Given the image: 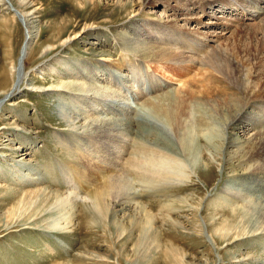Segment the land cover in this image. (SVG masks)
I'll return each mask as SVG.
<instances>
[{"label": "rangeland", "instance_id": "obj_1", "mask_svg": "<svg viewBox=\"0 0 264 264\" xmlns=\"http://www.w3.org/2000/svg\"><path fill=\"white\" fill-rule=\"evenodd\" d=\"M239 1L243 6L249 4V0ZM24 4L23 11L31 14L37 29L19 66L26 29L16 0H0V264H264V229H256L262 219L253 208L254 201L264 199V159L258 163L229 159L220 150V131L226 126L212 118L208 122L214 130L209 136L217 153L202 146L190 157L177 156L127 134L130 129L123 124L142 114L145 102L164 99L162 103L167 104V95L184 85L163 79L150 61L123 53L116 39L142 26V40L161 46L160 29L167 28L229 57L239 66L240 73L235 71L245 84L252 86V75L256 83L262 72L242 65L247 58L243 50L259 48L255 45L262 34L257 30L264 14L258 12L241 21L222 15L220 8L218 14L211 13L199 0H150L133 5L132 10L119 8L116 0H24ZM62 20L67 21L63 28L52 26ZM146 30H153V35ZM48 45L53 49L42 55ZM263 47L257 52L260 58ZM120 55L126 63L119 69L113 62L117 64ZM252 55L250 65L255 66L259 61ZM186 56L193 57L190 51ZM83 68L91 72L81 74ZM199 70L195 72L200 76ZM64 84H72V90L56 89ZM260 96L249 103L244 127L232 131L241 142L252 140L258 128L264 131L260 127L264 124V93ZM150 107L142 109L164 119ZM204 108L208 112L210 105ZM202 117L199 113L198 118ZM94 121L101 125H93ZM61 139L69 142L66 147ZM139 146L145 150L140 152ZM138 154L152 158L164 175L152 179L128 176L124 190L133 196L127 215L118 212L112 220L94 212L96 227L87 229L78 215L81 208L89 207L85 199L99 177L81 184L75 170L92 173L109 162L118 169L132 158L140 160ZM204 161L213 166L207 177L197 175ZM30 167L34 171L29 172ZM100 183L102 179L96 185ZM233 183L245 187L235 190ZM34 189L56 193L57 200L24 193ZM60 197L66 202L58 201ZM235 209L238 212L232 217L230 212ZM146 214L154 243L143 239L136 225ZM55 223L57 229L51 225ZM220 227L229 234L257 232L224 241L213 232ZM166 248H173L182 262L166 257ZM252 257L261 261L255 263Z\"/></svg>", "mask_w": 264, "mask_h": 264}, {"label": "bare ground", "instance_id": "obj_2", "mask_svg": "<svg viewBox=\"0 0 264 264\" xmlns=\"http://www.w3.org/2000/svg\"><path fill=\"white\" fill-rule=\"evenodd\" d=\"M116 1H117L119 8L127 7L131 10L133 8V5H136L137 3L138 5H145L150 2V0H116ZM199 2H201L202 4H208L209 6L216 4L215 7L217 5L219 6L221 5L218 8H220L222 11L226 9L224 8L225 6L227 7L231 6L229 4L230 0H227V1L226 0H199ZM16 5L20 9L19 18L23 19L22 21L26 29L25 43H24V46H22L21 48L20 57L18 59V65L20 66L23 62V60L19 62V60H21V55H23L24 53L27 52V50H29L31 43L34 37L36 36L35 29H37V26L33 24V21H31V17H30L31 14L23 11L25 7L24 0H16ZM11 7L13 8L12 5ZM249 8L252 9L253 7L250 6ZM261 10H262L261 11L262 14H264V8H262ZM251 12L256 13V11H251ZM66 22H67L66 20H62L61 23L59 22V25L53 24L52 26L53 27L56 26V28L58 26L62 27V26H65ZM151 29H154V28H151ZM130 30H131L130 36H118L116 38L118 42H120V50H122V52L127 55L131 54L134 57H140V58L150 61V63L153 65L154 70L158 72L162 76L163 79H165L166 81L170 80L176 83H180L181 86L184 85L185 89L179 87V88H176L174 92L168 94L167 98H165V100L167 101V104L162 103V100L164 99L162 100L158 99L159 101L161 100V103L158 101L145 102L143 104L144 105L143 107L152 106L150 108H152L153 112H155L157 115L163 114L164 115L163 118L165 120L158 118L157 116H155L154 113H153L154 115L151 113H148L147 111H145L146 109H142L143 107H141L140 110L141 112H143L142 114L135 116L134 119H131L129 117L130 119L128 122L126 121V123L123 121V123H125L123 125L126 126L125 129L127 128L130 129V130H127V134L134 136L138 140L144 141L145 143H148L149 145L156 146L163 150L174 153L177 156L178 155H183V156L188 155V157H190L194 155L196 151H198V149H200L202 146H205L206 149L216 152L217 146L215 142L211 140L213 137L209 136L210 135L209 133L213 132L214 130L212 126L211 128H209L210 123L208 122V120L212 118V121L222 120L224 122V126H226V129L223 128L221 129L222 131H220L223 134L221 138L222 147L220 150L223 149L224 153L227 155L229 159H232V160L236 159L239 162L241 161L242 163L243 162H249V163L257 162L258 163L259 160L264 159V131H260V129L258 128V132L256 133V135H254V138L250 140L249 142H245V141L241 142V139L232 133V131L243 128L244 123L247 122L246 109L249 106V103L251 102V100L262 98L260 95L262 92L264 93V67H263L264 57L260 58L259 56L260 54L257 53L258 50H260L261 52V48L264 45V23H262V25L260 26V29L257 30L262 34V38L259 41V45H255V46H259V48L257 47L258 49L255 50L254 48L256 47H252V49H254L255 51L254 50L251 51L248 48L243 50L246 55L245 57L247 58L245 59L244 62H242V65L249 69L251 68L250 69L251 71L256 72L257 69H259L258 72H262L261 79H257L256 83L254 82L253 75H252V79H251L252 86L251 85L247 86L248 84L247 85L245 84L241 75L237 73V72L240 73L239 66L238 65L234 66L233 62H231L229 57H227L226 55L223 56L222 53L218 51L216 52V50L214 49H209L206 46L203 47L200 45L199 42H195L193 39L191 40L187 38V36L181 33L172 32L167 28L163 30V28H161L160 30L163 31L162 33L163 42H161V46L160 45L156 46V45L151 44L150 42L145 43L142 40V37L144 35L143 33L145 31V30L143 31L142 26L140 27L137 26V27L131 28ZM146 32H149L148 34L153 35L154 31L146 30ZM53 47L54 46L52 45H48L47 47H45L42 55L43 54L45 55L46 53H48L50 50L53 49ZM189 51H190V54L193 55V57L186 56L187 52ZM252 52L255 53L254 59L259 61L255 63V66L253 64L250 65V63H254L252 62L253 61L252 54H254ZM122 56H124V54ZM200 57H203V59H201ZM120 59L121 60L120 61L118 60L119 62L117 64L113 62V65H115L116 68H119V69L123 68L126 63L125 62L126 58L121 57ZM197 69H200L199 70L200 76L197 75L195 72ZM88 71H89L88 69L83 68L80 71V73L83 74L84 72H88ZM261 82H262V85H261L262 88L259 87ZM188 85H191V86H188ZM58 87H63L68 90L73 88L72 84L57 85L56 89H58ZM49 90H54V89L49 88ZM183 90L186 91L185 95L181 94ZM193 90L195 91L196 96L193 94V92H191ZM201 92H204L205 94L203 95L204 97H202V99L199 98V94H201ZM250 96L251 98L248 99V97ZM207 105L208 106L210 105V108L208 109V112H205V109L207 108H204V107H207ZM223 108H225V110H223ZM201 109H204V110H201ZM190 111L193 114L192 117L190 116ZM242 112H244V114H241ZM199 113H203V117L201 119L198 118ZM185 120H188V121H185ZM251 121L253 123L258 122L255 119H251ZM103 122H106V121H103ZM92 124L95 126H100L101 122L98 123V121H94V123ZM107 125L110 126V124H107ZM263 126L264 124L260 125V127H263ZM225 130L228 131L227 135H225ZM216 137H220V135H217ZM226 139L227 141H225ZM60 141H61V144L65 147L69 143L66 141V139H61ZM235 147L237 148V150L231 151L232 148L236 149ZM138 149L141 150L140 152H143L145 150L143 146L141 147L139 146ZM138 155H139L138 157L140 158V160L137 161L136 159L132 158L127 166L125 167L120 166V168L118 169L116 168L117 165L113 166V164L109 162L104 165L100 164L99 165L100 167L97 171H94V170L90 171L92 173H89L88 171H84L83 169L75 170L78 172L77 173L78 179H79V182H81V184H83L84 180H86L87 178H89L90 180L92 176H94L95 178L99 177L98 180L95 179L96 181H94V185H95L93 186L95 187L94 191H92L85 199L88 201V205H89V207H87V210H90V211L88 212L86 209L81 208L82 210H80L79 215H78L79 218L84 221V225L87 229H92V226L93 228L96 227L95 220H97V217L95 216L94 212L95 213L97 212L99 216L100 215L101 216L103 215L106 217L108 216L109 219L113 220V217L118 212L125 214L126 211L128 212L130 210V207H131L130 201L132 200L133 193H130V192L127 193V191L125 192L124 190V188L128 185V180H127L128 176L129 177L130 176H140L141 178L143 176V178L152 179L154 175L156 176L164 175V174H160L159 172L160 170L157 169V166H155L157 164L154 161H151L152 158L151 160H147L149 156L147 157V159H145L146 158L145 156L144 158L142 155L141 156L140 154ZM212 169H213L212 164L209 161H204L202 165H200L197 175L198 176L201 175L202 177H207L212 171ZM31 170L34 171V168L30 167V169H28L29 172ZM117 172L121 173V175H118ZM72 175L75 178L76 173H73ZM118 176L120 177L117 178ZM101 179H102V184L100 183L101 186L99 184L96 185L97 181ZM254 183L255 182H253V185ZM90 184H92V182H90ZM231 187L235 190H239L245 186L242 184L239 185L238 183H233ZM256 187H259V185ZM24 193H27L31 196H35L37 198L42 196L46 198V200H48L50 197L57 200L56 193L55 194L53 192L51 193L49 191H46L45 189H34V190H30ZM62 200L63 199L60 197L58 201H60L61 203L66 202V201L62 202ZM111 204H112V207L110 209L109 205ZM254 205H255V207H253L254 212L256 211V214L262 219V221H260L261 219L259 220L261 222L260 225L255 226V227H257L256 228L257 230L258 228L260 230L261 227L264 229L263 227L264 199H258L254 201ZM142 211L143 210H141L140 212L142 213ZM215 211L216 210H214V212ZM237 212L238 211L236 209L232 210L230 212V215L232 217H235ZM101 219L102 218H100L99 220ZM92 220L94 222H92ZM150 222L151 221L146 214L144 218L139 217L136 220V225H137V228L140 227L141 237L143 239L147 238V240L148 239L151 240L150 241L151 243H154L156 241L152 238V233L150 232L151 231L150 226H149ZM256 222L258 223V221ZM98 224L100 223L98 222ZM51 225L53 229H55L56 227L58 228L57 223L51 224ZM223 227L217 228L213 232L219 239H222L224 241H228L229 239H231V241H237L239 240V238L243 239L244 236L245 238H247L248 236L246 235H248L249 233L251 234V237H252V235H254V233L257 232V230H254V231L252 230L251 232H248V233L244 231L243 234H241L242 232L238 233L239 231L237 233L233 232L234 234L232 233L229 234L228 232L222 233ZM229 235L233 237L231 238V236L229 237ZM164 255L172 259L175 263L182 262V259L179 260L178 255L177 253H175L173 248H168V249L166 248ZM258 259L260 258L259 257L253 258L255 263H258L261 261V260L256 261Z\"/></svg>", "mask_w": 264, "mask_h": 264}, {"label": "water", "instance_id": "obj_3", "mask_svg": "<svg viewBox=\"0 0 264 264\" xmlns=\"http://www.w3.org/2000/svg\"><path fill=\"white\" fill-rule=\"evenodd\" d=\"M8 4H9V3H8ZM9 5H10V4H9ZM10 9L13 10L12 7H10ZM24 57H25V53H24L23 55H21V60H19V62L22 61V60L24 59Z\"/></svg>", "mask_w": 264, "mask_h": 264}]
</instances>
